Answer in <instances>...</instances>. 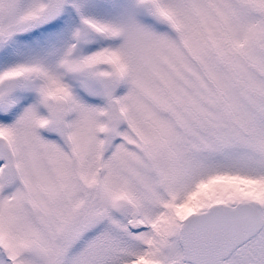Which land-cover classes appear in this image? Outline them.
Segmentation results:
<instances>
[{
  "label": "snow or ice",
  "instance_id": "obj_1",
  "mask_svg": "<svg viewBox=\"0 0 264 264\" xmlns=\"http://www.w3.org/2000/svg\"><path fill=\"white\" fill-rule=\"evenodd\" d=\"M0 264H264V0H0Z\"/></svg>",
  "mask_w": 264,
  "mask_h": 264
}]
</instances>
